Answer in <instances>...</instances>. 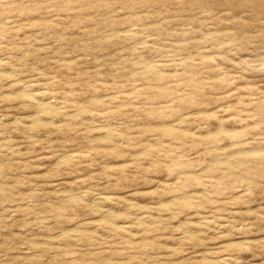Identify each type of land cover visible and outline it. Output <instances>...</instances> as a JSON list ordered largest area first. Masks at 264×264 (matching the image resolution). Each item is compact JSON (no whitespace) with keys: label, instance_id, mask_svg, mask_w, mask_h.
Segmentation results:
<instances>
[{"label":"rangeland","instance_id":"1","mask_svg":"<svg viewBox=\"0 0 264 264\" xmlns=\"http://www.w3.org/2000/svg\"><path fill=\"white\" fill-rule=\"evenodd\" d=\"M0 264H264V0H0Z\"/></svg>","mask_w":264,"mask_h":264}]
</instances>
